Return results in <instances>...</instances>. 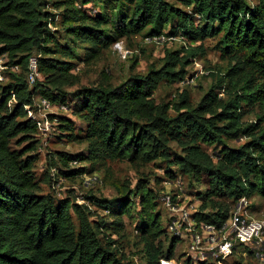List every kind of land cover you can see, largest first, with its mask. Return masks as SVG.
<instances>
[{"label":"trees","instance_id":"trees-1","mask_svg":"<svg viewBox=\"0 0 264 264\" xmlns=\"http://www.w3.org/2000/svg\"><path fill=\"white\" fill-rule=\"evenodd\" d=\"M179 1L193 9L188 11L170 0H82L80 7L78 0H62L55 6L64 7L60 14L71 37L88 43L87 60L148 26L152 35L161 34L167 26L168 35L180 33L190 41L220 35L221 52L236 63L229 68L234 97L225 104L219 102L214 89L196 107L186 96L179 103L155 102L153 94L162 80L184 78L189 58L182 59L176 51L167 54L161 68L130 76L118 86L102 84L67 92L59 80L71 75L77 57L49 27L55 14L44 9V0H0V56L9 54L13 63L28 70V59L37 51L43 76L30 85L28 76L13 74L12 80L0 86V264H132L103 245L85 206L38 190L33 172L38 146L33 137L38 124L26 107L32 109L37 96L54 104L78 102L85 123L82 135L89 148L87 154L58 153V161L66 167L60 170L67 176L82 171L69 166L75 159L151 161L161 157L170 161L168 142L175 140L186 151L175 163L196 178L207 175L210 197L264 196V0ZM90 2L107 10L90 15L83 7ZM104 23L109 28H103ZM57 53L69 59L55 58ZM256 107L258 121H243L247 109ZM171 108L175 115L169 113ZM59 122L73 140L78 137L70 118L61 116ZM240 136L249 139L239 146L225 142ZM200 143L220 144L217 157ZM138 192L147 219L142 230L159 233L152 192L148 187ZM92 198L117 215L129 213L135 203L132 200L126 206L128 196L121 202ZM229 211L228 206H221L216 211L197 212L194 219L221 227L230 218ZM157 253L151 254L152 264H160Z\"/></svg>","mask_w":264,"mask_h":264},{"label":"rangeland","instance_id":"rangeland-1","mask_svg":"<svg viewBox=\"0 0 264 264\" xmlns=\"http://www.w3.org/2000/svg\"><path fill=\"white\" fill-rule=\"evenodd\" d=\"M62 0H44V9L55 14V22L49 27L54 31L62 44L76 55L74 69L66 79H60L63 90L73 92L80 87L109 85L115 87L133 75H145L152 68H161L169 52L176 51L182 59L189 58L184 65L183 79L175 81L162 80L153 97L157 104L166 105L181 102L187 97L191 106L196 107L202 98L214 89L221 104L234 97L229 68L236 63L220 50L219 38L209 36L197 41H190L183 35H168L169 27L161 34L152 35L150 26L140 33H131L121 37L101 55L87 60L88 43L73 39L68 32V23L63 21L61 12L64 7L55 6ZM177 6L191 11V6L179 0H170ZM254 0H249L253 2ZM128 8L130 5L125 3ZM77 6H82L78 0ZM93 16L106 10L98 2L83 6ZM109 13V12H108ZM199 19V16H196ZM103 28H109L104 23ZM164 39H159L160 35ZM119 42L124 52L115 48ZM33 54H38L34 51ZM55 58L68 60L64 54L57 53ZM9 54L0 56V86L12 80L13 74L29 76L20 64L13 63ZM181 63L178 65L180 69ZM40 80L43 76L40 73ZM31 85V84H30ZM42 97L35 98L31 114L42 122L38 133L33 137L38 142L33 172L39 184L38 190L51 194L55 198H68L85 206L89 219L98 227V236L103 245L109 246L118 256L132 264H152L151 254L158 252L160 264H264V235L255 242L243 243L234 240L229 249H224L222 234H215L203 227L204 222L194 219L197 212L216 211L228 206L230 216L240 214L249 218L264 219V196L254 193L238 199L208 195L210 180L207 175L200 178L186 173L174 160L183 157L186 151L175 140L168 142L171 160L161 157L151 161L140 159H89L73 160L70 167H81L82 171L74 176H67L60 168L63 166L57 158L59 152L77 154L88 153L89 143L83 134L85 126L78 112V102L70 100L66 104L52 103L45 107ZM14 101L10 102V106ZM221 107L216 106L215 110ZM183 111V110H182ZM256 107L247 109L242 120L257 122ZM169 113L176 114L171 108ZM209 115V113L207 114ZM55 116L56 118H51ZM66 116L75 122L77 138L72 139L61 127L59 117ZM47 125L43 127V124ZM247 136L225 139L230 146H239L248 141ZM201 147L217 157L220 144L200 143ZM18 146V145H17ZM148 187L153 194L155 210L160 220V232L148 234L142 230L146 215L138 190ZM110 202L128 196L126 206L134 200L130 212L124 215L113 214L108 207H102L93 198ZM114 203V202H113ZM221 205V206H220ZM119 212V211H118ZM78 224V217L73 213ZM153 243L152 248L149 247ZM154 249V250H153Z\"/></svg>","mask_w":264,"mask_h":264},{"label":"built area","instance_id":"built-area-1","mask_svg":"<svg viewBox=\"0 0 264 264\" xmlns=\"http://www.w3.org/2000/svg\"><path fill=\"white\" fill-rule=\"evenodd\" d=\"M159 39H164L165 35H160ZM115 48L124 52L123 47L119 42L115 43ZM28 70L29 76L28 81L29 84L33 85L40 77L39 64H38V55L32 54L28 59ZM42 97V96H41ZM42 102L45 107H49L51 105V101L45 97H42ZM28 108L29 116L36 119L38 127L42 126V122L38 120L34 115L30 112L31 107L26 106ZM47 125V122L43 124V127ZM203 227H206L207 230H212L215 234H222L223 239V248L229 249L234 240H239L243 243L255 242L259 240L264 235V219L258 218H249L242 216L240 214H235L234 216H230V218L223 224L221 227H217L216 225L203 223Z\"/></svg>","mask_w":264,"mask_h":264}]
</instances>
